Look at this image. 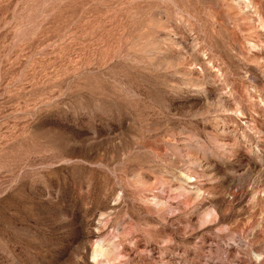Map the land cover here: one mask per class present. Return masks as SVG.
Instances as JSON below:
<instances>
[{"label": "rangeland", "instance_id": "obj_1", "mask_svg": "<svg viewBox=\"0 0 264 264\" xmlns=\"http://www.w3.org/2000/svg\"><path fill=\"white\" fill-rule=\"evenodd\" d=\"M0 264H264V0H0Z\"/></svg>", "mask_w": 264, "mask_h": 264}]
</instances>
